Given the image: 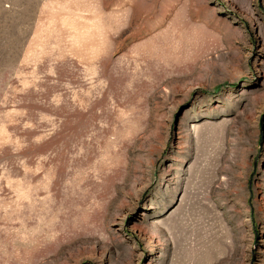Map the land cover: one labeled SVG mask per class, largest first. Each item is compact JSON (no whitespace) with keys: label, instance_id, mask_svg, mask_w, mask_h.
<instances>
[{"label":"rangeland","instance_id":"1","mask_svg":"<svg viewBox=\"0 0 264 264\" xmlns=\"http://www.w3.org/2000/svg\"><path fill=\"white\" fill-rule=\"evenodd\" d=\"M0 264H264V0H0Z\"/></svg>","mask_w":264,"mask_h":264}]
</instances>
